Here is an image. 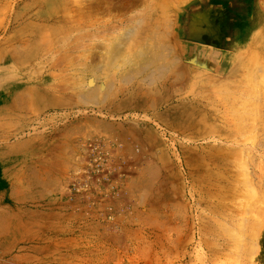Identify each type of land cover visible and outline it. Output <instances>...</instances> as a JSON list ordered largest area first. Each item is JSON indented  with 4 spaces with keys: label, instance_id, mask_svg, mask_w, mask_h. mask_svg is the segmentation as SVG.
Returning <instances> with one entry per match:
<instances>
[{
    "label": "rangeland",
    "instance_id": "374dc122",
    "mask_svg": "<svg viewBox=\"0 0 264 264\" xmlns=\"http://www.w3.org/2000/svg\"><path fill=\"white\" fill-rule=\"evenodd\" d=\"M129 25L128 52L166 33L171 71L149 85L113 70L101 99L80 97L102 39ZM259 68L264 0H0V264H264ZM27 88L49 93L15 101Z\"/></svg>",
    "mask_w": 264,
    "mask_h": 264
},
{
    "label": "bare ground",
    "instance_id": "6f19581e",
    "mask_svg": "<svg viewBox=\"0 0 264 264\" xmlns=\"http://www.w3.org/2000/svg\"><path fill=\"white\" fill-rule=\"evenodd\" d=\"M137 4V3H136ZM115 5V4H114ZM129 5V4H128ZM166 5V4H165ZM168 5H170V4H168ZM146 6V5H145ZM114 7V6H113ZM175 7V6H174ZM125 8V7H124ZM168 8H170V6L168 7ZM143 9H145V8H143ZM110 10V9H109ZM168 10V9H167ZM3 11V10H2ZM147 18V17H146ZM142 19V18H141ZM189 19V18H188ZM247 19V18H246ZM132 20V19H131ZM138 20V19H137ZM145 20V19H144ZM190 20V19H189ZM199 21V20H198ZM137 23H139V22H137ZM189 23V22H188ZM202 23V22H201ZM143 24H145V23H143ZM193 24H194V22H193ZM132 25V24H131ZM202 25V24H201ZM134 26V25H133ZM141 26V25H140ZM150 26V25H149ZM185 26V25H184ZM200 26V25H199ZM131 27L132 26H130L129 25V27H128V30H126L125 32V34H123L122 35V37L121 36H119L115 41H113L112 43V45H110V47H107L106 48V46H104V44H106V39L108 40L109 38H106L105 40L104 39H102L103 41H105V43L104 44H100L99 45V47L98 48H101V49H105V51H103V54H101L98 58H99V63L98 64H91L90 62V64L91 65H89L88 64V66H87V71L88 72H90V74L92 73V75H93V78H91V81H90V83H89V90L88 91H86V92H81V93H79L78 91V89L76 90V92H77V94L81 97H83V98H87V99H90V100H93V101H97V100H99V99H101L103 96H102V94L103 93H105V94H107L106 92L108 91V90H110L111 89V85H112V79H110L111 77H106L107 79L109 78V80H110V82L108 83L107 82V86L106 85H99V86H95V78H97V77H101L102 78V76L104 77L105 75H107V73L109 74L111 71L113 72V70H115V72L117 71L118 72V76L123 80V81H133V79H142V82L144 83V84H149V85H151V84H154L155 82H157V84H158V81L161 79V78H163L164 76H166V74L167 73H169L170 71H171V69L173 68V66H174V62H175V60L173 59L172 60V55H171V52H170V49H169V44L167 45L165 42H164V40H162L160 37H159V35H161V34H164V35H166V33L165 32H158V29L160 28L159 26V28L157 29V27L155 28V30L156 31H149V32H147V34H145L144 35V37L142 38V40H140V42H139V44H138V46H137V44H136V46L135 47H137V48H135L136 50L134 51V52H128L127 50L129 49L128 47V49L126 48V46L127 45H133V43L131 42V38H132V36L133 35H135V27H132L134 30L132 31L131 30ZM171 27V26H170ZM141 28V27H140ZM150 29H152L151 27H149ZM201 29H202V27H200ZM60 29H62V28H60ZM195 29V28H194ZM199 29V28H198ZM197 29V30H198ZM109 30V29H108ZM160 30V29H159ZM192 30V29H191ZM105 31H107V29H105ZM198 31H200V30H198ZM186 32V31H185ZM45 33V32H44ZM43 33V34H44ZM122 33V32H121ZM46 35H47V32L45 33ZM94 34V33H93ZM93 34H92V36H93ZM103 34V33H102ZM196 34V33H195ZM64 35V34H63ZM44 36V35H43ZM42 36V37H43ZM101 36V35H100ZM169 36V35H168ZM24 37V36H23ZM42 37H40L39 36V38H40V40H42ZM47 37H48V35H47ZM90 37H91V35H90ZM89 37V38H90ZM38 38V39H39ZM44 38H46V37H44ZM88 38V37H87ZM29 39V38H28ZM91 39H92V37H91ZM18 40H20V38L18 39ZM21 40H23L22 38H21ZM29 40H31L32 41V38L31 39H29ZM47 40V39H46ZM101 40V41H102ZM111 40H112V38H111ZM45 41V39L44 40H42V42H44ZM48 41H49V39H48ZM55 41V40H54ZM57 41V40H56ZM61 41H62V39H61ZM103 41H102V43H103ZM109 41V40H108ZM137 41V40H136ZM22 42V41H21ZM83 42V41H82ZM33 43V42H32ZM97 43V42H96ZM132 43V44H131ZM135 43V42H134ZM168 43V42H167ZM52 44V43H51ZM60 44V43H59ZM108 44H109V42H108ZM50 45V44H49ZM53 45H55V44H53ZM56 45H58L57 43H56ZM96 45H98V44H96ZM107 45V44H106ZM247 45V44H246ZM54 47H56V46H54ZM53 48V47H52ZM60 48V47H59ZM82 48V47H81ZM91 49H93L92 47H91ZM127 49V50H126ZM89 50V49H88ZM134 50V49H133ZM175 51V50H174ZM17 52V51H16ZM95 52V51H94ZM105 52V53H104ZM20 52H17V56H19V55H21V54H19ZM96 53V52H95ZM14 54H15V52H14ZM85 56V55H84ZM255 57H257V56H255ZM90 58V57H89ZM88 58V59H89ZM259 58V57H258ZM256 59V58H255ZM87 60V59H86ZM79 61V60H78ZM75 63H76V61H74ZM71 63V62H70ZM73 63V62H72ZM79 63V62H78ZM78 63H76V64H78ZM86 63H87V61H86ZM96 63H97V61H96ZM75 64V65H76ZM81 64H82V62H81ZM81 64H80V66H81ZM84 64V63H83ZM82 64V68L85 66V65H83ZM71 65V64H70ZM75 65L73 66V67H75ZM259 65V64H258ZM263 66V65H262ZM85 68V67H84ZM27 69V68H26ZM260 69V71H262L261 69H264V68H259ZM85 70V69H84ZM175 70V69H174ZM78 71V70H77ZM258 71V70H257ZM259 71V72H260ZM75 72V71H74ZM263 72V71H262ZM78 73H79V71H78ZM78 73H76V74H78ZM80 73H82L81 71H80ZM176 73V72H175ZM184 73V72H183ZM75 74V75H76ZM249 74V73H248ZM171 75V74H170ZM263 75H264V73H263ZM79 76V75H78ZM113 76H114V74H113ZM182 76V75H181ZM219 76V75H218ZM175 77V76H174ZM210 77V76H209ZM247 77V76H246ZM263 77V76H262ZM77 79H79L78 77H76ZM75 78V79H76ZM216 78V77H215ZM247 79H249V78H247ZM174 80H176V78L174 79ZM262 80H264V79H262ZM75 81V80H74ZM74 81H72V82H74ZM87 81V80H86ZM135 81V80H134ZM71 82V83H72ZM82 82V81H81ZM81 82L80 83H77L78 84V86L80 87V84H81ZM83 82H84V80H83ZM60 83V82H59ZM63 83V82H62ZM85 83V82H84ZM116 83V82H115ZM164 83V82H163ZM77 84H75V86H74V88L77 86ZM139 84H141V83H138V85H137V88H138V86H139ZM162 84V83H161ZM170 84V83H169ZM172 84V83H171ZM208 85V84H207ZM264 85V84H263ZM77 86V87H78ZM161 86V85H160ZM159 86V87H160ZM173 86V85H172ZM248 86V85H247ZM85 87V86H84ZM142 87V86H141ZM141 87H139V88H141ZM144 87V86H143ZM163 87H164V85H163ZM171 87V86H170ZM250 87V86H249ZM52 88H55V87H52ZM123 88V87H122ZM138 88V89H139ZM63 89V88H62ZM83 89V88H82ZM124 89V88H123ZM144 89V88H143ZM163 89V88H162ZM59 90V89H58ZM120 90H121V88H120ZM134 90V89H133ZM135 90H137V89H135ZM140 90V89H139ZM172 90V89H171ZM205 90V89H204ZM251 90V89H250ZM260 90V89H259ZM85 91V90H84ZM121 91H123V90H121ZM162 91V90H161ZM170 91V90H169ZM219 91V90H218ZM244 91V90H243ZM242 91V92H243ZM252 91H254V90H252ZM47 92V93H46ZM74 92V91H73ZM139 92V91H138ZM173 92V91H172ZM211 92V91H210ZM246 92V91H245ZM250 92V91H249ZM255 93L257 92L256 91V88H255V91H254ZM262 92V91H261ZM27 93H29V94H34L35 95V97H37V98H44L45 96H46V94H48L49 92L48 91H44V90H39V89H37V88H27L26 90H24L22 93H17V95H14V100L15 101H19L22 97H24ZM116 93V92H115ZM123 93V92H122ZM239 93V92H238ZM251 93V92H250ZM250 93L247 95V96H249L250 95ZM254 93V94H255ZM258 93H259V91H258ZM140 94V93H139ZM169 94V93H168ZM214 94V93H213ZM232 94V93H231ZM235 94V93H234ZM246 94H247V92H246ZM257 94V93H256ZM104 95V94H103ZM111 95V94H110ZM119 95V94H118ZM228 95V94H227ZM243 95V94H242ZM234 95H232V100H234L233 98L235 97H233ZM252 96H254V95H252ZM251 96V97H252ZM259 96V95H258ZM257 96V97H258ZM31 97V96H30ZM110 97V96H109ZM114 97V96H113ZM149 97V96H148ZM227 97V96H226ZM228 97H230V96H228ZM240 97H241V94H240ZM240 97H237V98H240ZM260 97V96H259ZM263 97V96H262ZM106 98V97H105ZM152 98V97H151ZM236 98V99H237ZM249 98H250V96H249ZM245 99V98H244ZM243 99V100H244ZM254 99V98H253ZM258 99V98H257ZM82 100V99H81ZM86 100V99H85ZM150 100V99H149ZM163 100V99H162ZM224 100V99H223ZM225 100H228L227 98L225 99ZM224 100V101H225ZM230 100V99H229ZM228 100V101H229ZM239 100V99H238ZM238 100H235L236 101V104H237V101ZM241 100V99H240ZM248 100V99H247ZM159 101H160V99H159ZM251 101V100H250ZM254 101V100H253ZM140 102V101H139ZM242 102V101H241ZM246 102H248V101H246ZM147 103H150V102H147ZM226 103V102H225ZM264 103V102H263ZM262 103V104H263ZM61 104H63L62 102H55V103H53V105H55V106H59V105H61ZM246 104V103H245ZM253 104H255V103H253ZM65 105H68L69 106V108H71V110L72 109H74L73 108V106L75 105V103H74V101H70L68 104H65ZM243 105V104H242ZM139 106V105H138ZM48 107V105H46L45 106V108H47ZM146 107V106H145ZM231 107V106H230ZM229 107V108H230ZM244 107H245V105H244ZM242 109H243V106H242ZM245 109H246V107H245ZM249 109H251V108H249ZM255 109V108H254ZM234 110V109H233ZM262 110V109H261ZM243 111V110H242ZM245 111V110H244ZM247 111V110H246ZM251 112V111H250ZM254 112V111H253ZM262 112H263V110H262ZM234 113H236V112H234ZM241 113V112H240ZM259 113V112H258ZM9 114V113H8ZM12 114V113H11ZM38 114V113H37ZM243 114H244V112H243ZM254 114V113H253ZM256 115V114H255ZM255 115H253V116H255ZM259 114H257V116H258ZM264 115V114H263ZM16 116V115H15ZM18 117V116H17ZM234 117V116H233ZM249 117H251V115H249ZM256 117V116H255ZM75 118V117H74ZM20 119V118H19ZM253 119H255L254 117H253ZM244 122V121H243ZM253 123H254V120L252 121ZM251 122V123H252ZM244 123H246V121L244 122ZM243 123V124H244ZM248 125H249V123H248ZM252 125V124H251ZM254 125H256V124H254ZM258 126V125H257ZM237 128V127H236ZM252 131L250 132V131H248V132H250V133H252L254 130L252 129V128H250ZM247 130V129H246ZM245 130V131H246ZM256 131V130H255ZM254 131V132H255ZM239 132V131H238ZM247 133V132H246ZM254 134V133H253ZM250 135V134H249ZM256 135V134H255ZM255 135H252V137H253V139L256 137ZM239 136H241V134L239 135ZM12 137V136H11ZM9 138V137H8ZM253 139L251 138V140L253 141ZM255 140V139H254ZM256 141V140H255ZM234 146V145H233ZM237 149V148H236ZM6 150V149H5ZM67 150V149H66ZM247 150V149H246ZM238 151V150H237ZM241 153H242V150L240 151ZM244 160V159H243ZM242 160V161H243ZM245 160H247L246 158H245ZM240 162H241V159H240ZM238 167H240V166H238ZM237 167V168H238ZM241 168V167H240ZM246 168V167H245ZM261 169V168H260ZM227 170V169H226ZM244 170V169H243ZM248 170V169H247ZM246 170V171H247ZM50 171V170H49ZM248 172V171H247ZM244 173V172H243ZM244 176H245V174H244ZM35 177H36V175H35ZM240 177H243L242 175L240 176ZM37 178V177H36ZM142 178V177H141ZM145 178V177H144ZM239 178V177H238ZM238 178H236V179H238ZM251 178V177H250ZM235 179V180H236ZM245 179V181H246V179H247V175H246V178H244ZM244 179L242 178V180L244 181ZM253 179V178H252ZM226 180V179H225ZM242 180H240V179H238V181H242ZM147 181V180H146ZM236 182L237 181H235V183L233 184L232 182H231V184L233 185V186H231L232 187V189L234 190V189H237V190H239L237 187H238V183L236 184ZM248 182H249V178H248ZM29 183V182H28ZM239 183H241V182H239ZM250 183V182H249ZM248 183V184H249ZM145 183H143V185H144ZM222 184L223 183H219V188H221V186H222ZM244 184H246V182L244 183ZM263 184V183H262ZM254 185V184H253ZM142 186V185H141ZM240 186H241V184H240ZM239 186V187H240ZM247 187H248V185H246ZM225 187V186H224ZM231 187H229L228 186V188H230L231 189ZM242 187V186H241ZM240 187V188H241ZM243 187H245V186H243ZM254 187H256L255 185H254ZM149 188V187H148ZM246 188V187H245ZM244 188V189H245ZM144 189V188H143ZM142 189V190H143ZM253 189H256V188H253ZM252 189V190H253ZM258 189V188H257ZM148 190V189H147ZM232 190V191H233ZM251 190V191H252ZM231 191V190H230ZM230 191H228V192H230ZM235 191V190H234ZM240 191V190H239ZM239 191H238V193H239ZM244 191H246V190H242V192H244ZM249 193H250V191H249V188H248V190H247ZM257 192V191H256ZM264 192V191H263ZM238 193H236V194H238ZM241 193V192H240ZM248 193V194H249ZM219 194H220V198H222L223 199V195L225 194V192H223V193H221V192H219ZM254 194H255V192L253 193V196H254ZM227 195V194H226ZM225 195V196H226ZM229 195V194H228ZM235 195V194H234ZM250 195H252V193L250 194ZM256 195H257V193L255 194V197H256ZM264 196V195H263ZM227 197V196H226ZM232 197V196H231ZM218 198V197H217ZM248 199H250V197L248 198ZM246 200L247 202L249 201V200ZM221 200V199H220ZM244 200V199H243ZM254 200V199H253ZM219 201V200H218ZM226 201V200H225ZM234 201V200H233ZM252 201V200H251ZM223 202V201H222ZM244 202V201H243ZM226 203V202H225ZM231 203V202H230ZM233 203V202H232ZM252 203H254V202H252ZM245 205H246V202L244 203ZM247 204H249L250 205V203H247ZM228 205V204H227ZM264 205V204H263ZM226 206V205H225ZM231 206V205H230ZM229 207V206H228ZM232 207V206H231ZM246 207H248L247 205H246ZM251 207V206H250ZM260 207V206H259ZM249 208V207H248ZM262 208V207H261ZM260 208V209H261ZM262 209H264V208H262ZM262 209H261V211H262ZM249 212V211H248ZM263 212V211H262ZM261 212V213H262ZM250 213V212H249ZM260 213V212H259ZM246 214H248V213H246ZM258 214V213H257ZM264 213H262V215H263ZM228 216V215H227ZM264 216V215H263ZM241 218H242V216H240ZM260 217H261V214H260ZM259 216H257V217H254L255 219L257 218H260ZM240 218V219H241ZM253 218V217H252ZM211 219H213V218H211ZM233 219H234V217H233ZM262 219V218H261ZM263 219H264V217H263ZM242 220V219H241ZM244 220V219H243ZM245 220H247L246 218H245ZM260 220V219H259ZM259 220H257V221H259ZM215 221H217V220H215ZM218 221H219V219H218ZM217 221V222H218ZM221 221V220H220ZM248 221V220H247ZM247 221H245V222H247ZM261 221V220H260ZM214 222V221H213ZM237 222H239V221H237ZM242 222V221H241ZM241 222H239L240 224H241ZM250 222V221H249ZM249 222H247V224L249 223ZM252 222L254 223V221L252 220ZM242 223H244V222H242ZM261 223H262V225L264 226V224H263V222L261 221ZM215 224H216V222H215ZM225 224V223H224ZM233 224H235L236 225V222L235 223H233ZM214 225V224H213ZM218 225V224H217ZM261 224L259 225H255L253 228L251 227V226H249V227H251L249 230H251V229H253L250 233V235H249V237L251 238V239H253V242H256V238H257V236H258V233H259V230H261L262 228L261 227H263ZM206 226V225H205ZM215 227L214 228H216V225H214ZM223 226V225H222ZM231 226V225H230ZM237 226V225H236ZM241 225H239L238 227H240ZM252 226H253V224H252ZM207 227V226H206ZM219 227V226H218ZM226 227L227 228H229L227 225H226ZM242 228V232H240L241 234L244 232V226L242 225L241 226ZM220 228V227H219ZM227 228H225V229H227ZM231 228H233V227H231ZM235 228V227H234ZM240 229V228H239ZM238 229V230H239ZM247 229V228H246ZM206 230H207V228H206ZM221 230H223V229H221ZM234 230V229H233ZM237 230V231H238ZM228 231V230H227ZM235 231V230H234ZM240 231V230H239ZM218 232H219V230H218ZM223 232V231H222ZM229 232H231V230H229ZM236 232V231H235ZM228 233V232H227ZM234 233V232H233ZM239 233V234H240ZM223 234V233H222ZM224 234H225V232H224ZM229 234V233H228ZM226 236V235H225ZM238 236V235H237ZM228 237V236H227ZM226 237V238H227ZM247 237V236H246ZM232 238H234V237H232ZM232 238H230V239H232ZM240 238V237H239ZM248 238V237H247ZM245 239V238H244ZM246 240V239H245ZM238 241V240H237ZM235 242V241H234ZM249 242H251V241H249ZM253 242H251L252 243V245H250L252 248H251V254H254L255 252H256V248H257V246H256V244L255 243H253ZM232 243V242H231ZM238 243V242H237ZM245 243V242H244ZM239 244V243H238ZM238 244H236V246H238ZM214 245V244H213ZM212 245V246H213ZM216 245V244H215ZM233 245V244H232ZM235 246V247H236ZM218 247V246H217ZM234 247V246H233ZM232 247V248H233ZM246 247V246H245ZM219 248V247H218ZM247 248H248V246H247ZM236 249V248H235ZM235 249H234V251H235ZM246 249V248H245ZM249 250V249H248ZM236 251H237V249H236ZM232 252V251H231ZM244 252V251H243ZM242 252V253H243ZM231 254H233V252L231 253ZM236 254V253H235ZM245 255V254H244ZM237 256V255H236ZM241 256V255H240ZM252 256V255H251ZM242 257V256H241ZM237 258V257H236ZM240 258H238V260H239ZM233 260H235V259H233ZM233 260H232V262H233ZM241 261H242V259H241ZM240 262V261H239ZM246 262V261H245ZM231 263V262H230ZM234 263H236V262H234ZM247 264V263H246Z\"/></svg>",
    "mask_w": 264,
    "mask_h": 264
}]
</instances>
